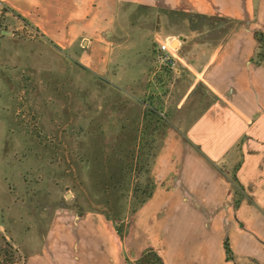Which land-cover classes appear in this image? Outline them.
Wrapping results in <instances>:
<instances>
[{
    "label": "crops",
    "instance_id": "0c3cea01",
    "mask_svg": "<svg viewBox=\"0 0 264 264\" xmlns=\"http://www.w3.org/2000/svg\"><path fill=\"white\" fill-rule=\"evenodd\" d=\"M0 4L100 76L128 50L120 18L137 8L151 43L177 58L161 63L156 47L132 63L148 59L162 117L149 201L121 222L106 217L114 233L101 218L60 220L23 264H264V0Z\"/></svg>",
    "mask_w": 264,
    "mask_h": 264
},
{
    "label": "rangeland",
    "instance_id": "374dc122",
    "mask_svg": "<svg viewBox=\"0 0 264 264\" xmlns=\"http://www.w3.org/2000/svg\"><path fill=\"white\" fill-rule=\"evenodd\" d=\"M135 12L120 18L128 50L100 76L0 4V251L14 263L60 220L101 218L114 233L106 217L149 201L139 206L162 117L153 68L132 63L161 41L147 36V9Z\"/></svg>",
    "mask_w": 264,
    "mask_h": 264
},
{
    "label": "trees",
    "instance_id": "16d2710c",
    "mask_svg": "<svg viewBox=\"0 0 264 264\" xmlns=\"http://www.w3.org/2000/svg\"><path fill=\"white\" fill-rule=\"evenodd\" d=\"M147 115V114H146ZM144 116H145V114H144ZM150 164H151V161L149 160L148 161V166H147V168H146V171H148L149 172V166H150ZM144 182H142L143 184H144V186H145V188L144 189H146V192H147V196L146 197H144V199L139 203V206L141 205V204H143L147 199H149L150 198V196L152 195V186H151V183L149 182V178H148V176L147 177H144ZM236 180V179H235ZM140 195H142V196H144L143 194H142V192H141V194ZM141 196V197H142ZM143 198V197H142ZM8 246H10V243L8 242V241H6L5 242ZM229 248H228V246H227V251L229 252V250H228ZM9 255V253L8 252H6V251H0V264H12V263H14V259H12V257H9L8 256Z\"/></svg>",
    "mask_w": 264,
    "mask_h": 264
},
{
    "label": "built area",
    "instance_id": "2783aa9c",
    "mask_svg": "<svg viewBox=\"0 0 264 264\" xmlns=\"http://www.w3.org/2000/svg\"><path fill=\"white\" fill-rule=\"evenodd\" d=\"M158 53L160 55L161 61L164 64H174L177 60L176 56L173 54V49L168 42H160Z\"/></svg>",
    "mask_w": 264,
    "mask_h": 264
},
{
    "label": "water",
    "instance_id": "95a60500",
    "mask_svg": "<svg viewBox=\"0 0 264 264\" xmlns=\"http://www.w3.org/2000/svg\"><path fill=\"white\" fill-rule=\"evenodd\" d=\"M7 34H11L10 32H7Z\"/></svg>",
    "mask_w": 264,
    "mask_h": 264
}]
</instances>
